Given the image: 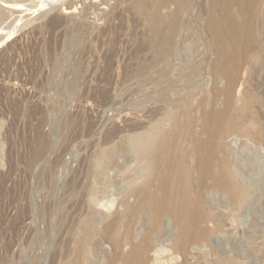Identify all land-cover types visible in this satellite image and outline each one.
I'll return each mask as SVG.
<instances>
[{
	"label": "rangeland",
	"instance_id": "374dc122",
	"mask_svg": "<svg viewBox=\"0 0 264 264\" xmlns=\"http://www.w3.org/2000/svg\"><path fill=\"white\" fill-rule=\"evenodd\" d=\"M42 1L0 0V264H67V258L81 249L85 227L102 235L95 234L79 264L111 263L114 241L123 235L121 238L133 235L135 241L129 238L122 253L129 252L133 243L140 244L153 227L154 211L144 208L136 222L127 219L128 208L140 205L144 193L154 190L143 188L145 178L153 176L143 168L147 154L156 149L148 143L152 138L158 140L157 130L168 131L171 138L185 134L187 126L172 128L180 112L189 109L201 125L203 112L226 108L228 99L223 94L228 79L214 73L216 63L234 66L232 103L239 125L217 139L227 155L224 164L230 182L213 187L211 175H207L206 189L197 184L196 175L191 182L194 197L201 198L210 211L211 219L204 225L212 234L208 240L192 244L188 263L264 264V0L256 8L228 7L240 28L251 29L252 39L244 54L229 60L221 58L228 40L210 24L211 19L222 16V6L214 9L210 0H187L189 10L184 18L191 14L185 21L193 29L188 25L187 32L181 33L183 39L178 38L179 54L169 63L174 70L170 76L178 78L179 88H167L166 93L156 89L157 73L148 79L136 68L152 49V26L145 15L157 11L166 20L174 5L167 9L157 6L162 0H146V8L140 11L139 0H58L52 7L46 6L50 0ZM80 27L84 31L78 38H82L73 46L72 35ZM80 65L82 79L71 94L67 87L74 79L73 69ZM188 69L194 70L192 84L182 79ZM163 84L161 87L167 86ZM166 98L168 106L163 102ZM110 135L112 140L106 143ZM191 138L184 141L186 151L194 147ZM107 153L113 157L109 169L104 162ZM161 160L167 162L160 159V165ZM194 160L189 159L190 166ZM233 186L237 195L232 194ZM140 188L143 193L134 196V189ZM154 193L161 196L157 189ZM168 216L153 245L168 249L161 264H182L185 257L174 249L179 227ZM117 221L114 229L111 225ZM173 255L176 262L170 260Z\"/></svg>",
	"mask_w": 264,
	"mask_h": 264
},
{
	"label": "bare ground",
	"instance_id": "6f19581e",
	"mask_svg": "<svg viewBox=\"0 0 264 264\" xmlns=\"http://www.w3.org/2000/svg\"><path fill=\"white\" fill-rule=\"evenodd\" d=\"M55 1H58V0H50L48 2L45 1V2H47L46 6H51V4H54L53 2H55ZM259 1L260 0H210V4H211V6L214 9H217L219 7V5H221L222 8H223L222 16L218 17V18L216 17L215 19H211V21H210L211 26L212 25L216 26V30L219 31V33H217V34H219V35L222 34V37H225L228 40L227 46L225 47V49L221 53V58L222 59L224 58V59L229 60L228 58H233L234 59L235 56L239 57L240 55L244 54L245 51L252 45V39H250L251 29L249 30V27H247L245 29L244 28H240V26L238 25L239 23L237 24V22L235 21L236 18L235 19L233 18L235 16L232 15L233 13L231 14V10L228 7L236 4L237 6H239L240 10H242L246 5H252V6H254L256 8V6H257ZM146 2H147L146 0H139L137 5H136L138 10L143 11V8H146ZM158 3L159 4H157V6H161L162 8L166 7L167 9L169 7H171V5H174L175 9L173 8L174 10H172V12H171V9H170V13L167 15L166 20H164L165 17H162L157 11H153V12L148 13L147 15H145L146 21H148L149 24H151V26H152L151 30H150V42H151V45H152V49L149 52H147V54L146 53L144 54V56H143V59H144L143 61L144 62L142 63V61H140L141 65L138 64L139 66H137L136 69H138L137 71L139 72V74L141 73V76L146 77L148 79H151L152 75L154 73H157V75H159V78L156 80V82H155L156 84L154 83L156 85V87H157L156 89L159 88L157 91H159V92L162 91V93H164V92L166 93L167 88L168 89H173L174 87H176L178 85V83L176 81L178 78L176 80H174V78H176V77L173 76L174 78L172 79L171 76H170V74H172L174 70H173V65L171 64L172 65L171 66L170 63H169V60L173 59L174 56L176 57L177 54L176 55H174V54L176 52L178 53V51H179V50H177V41H178V38L181 36V33L182 32H187L189 27H191L189 24H188L189 25V27H188V25H187V23L185 21L187 18H189V16L191 14L189 13L188 14L189 16L186 19L184 18V15L189 10V5H188L187 0H162L161 3L160 2H158ZM223 5L227 6L228 11L226 10V8H225V11H224V7L225 6L223 7ZM190 8H192V7L190 6ZM190 12H191V10H190ZM190 20L191 19H189V22H190ZM80 28L78 30H76V31L74 30V33L72 35L73 37H72V40H71L70 43L73 46H75L77 44V42L79 41L78 39L82 38V37L78 38V36L82 35V33H83L82 31H84L83 27H80ZM12 32H14V31H12ZM86 32H88V31H86ZM190 32L191 31H189L188 33H190ZM79 33H81V34L79 35ZM14 34H15V32H14ZM87 34H89V33H87ZM183 34L184 33H182V35ZM12 36H14V35H12ZM182 37H180V38L183 39ZM187 38H189V36H186L185 40H187ZM8 39H10V38H8ZM11 40H12V38H11ZM180 41L182 42V40H180ZM80 42H81V40H80ZM148 55H150V58L147 57ZM187 58H188V56H187ZM185 59H184V61H185ZM149 60H150V64L148 63ZM184 61H183V63H184ZM164 63H167V65H163V67L160 68V66H162L161 64H164ZM151 64L155 65L154 68L149 66ZM179 65H181V64H179ZM214 65H215L214 66V73H216V75H218L219 77L223 76V77L228 79V87L226 88L225 93L222 92V91H221L222 93H220V95H222L224 93L223 95L225 96V94H226V96H227L226 99H228V100H227V103H226L227 104L226 108L223 111H219V110L215 111L214 110L213 112H209V113L203 112V114H205V115L204 116L202 115L203 117L201 116L202 118H204V121L201 123V125H200V121H199V123L197 121V123L199 125L196 123L195 119H193V116H192L193 114H192V112L189 111V109L185 110L183 112H180L178 114V116L176 117V120L173 122L172 128L177 127V129H178L179 125L187 126L189 129L186 130L187 132L186 133L184 132L185 134H183L182 136L178 135L179 137L176 136V138H175V136H174V138H171L170 135L168 134V131H159V130H157V132H155L154 135L156 137H159V138H157L158 140L156 141V139L154 140V138H152V140L148 143V145H149V147L156 148V149H155L154 152L152 151L151 153H148L149 149L147 150L148 154H147V158H145V159H147V161H146L147 162V166L144 165V167H143V168L146 167V169H148L150 171V173L153 172L152 173L153 176H149V177L145 178L146 182H145V184L143 183L144 184L143 188L145 187L146 188L145 190H148V189L152 190V188L154 190L157 189L158 191L161 192V196L159 195L160 197H158V196L156 197V196H154V195H156L154 193V190H153V192L148 190L149 192L147 191V192L144 193L145 195H143V199L141 198L142 199L141 200V204L139 203V200H136L140 205L135 204V205H138L136 207L134 204H132L135 207L134 206H131L133 208H128L127 207L128 209L131 210L130 213L128 212L130 214V219H127V220L134 219V221L136 220L135 219V217H137L136 215L139 214V212L142 211L144 208L146 210H148L147 208H149V210L152 209V211H154V212L151 211L153 213V218L155 217L154 221L152 220V222H154L153 227H152L151 230H149L146 233V235L143 238H141L140 244L133 243L132 248H131V246H128V248H130V249H128V251L129 250L130 251L129 252L126 251V253L125 252L122 253V251H121L122 245L124 243H127L126 242L127 240L131 239L130 241H132V238H133L132 236L133 235L131 237L128 235L125 238H121V237L124 236L123 235L124 233L122 231V233H123L122 235L123 236L117 237L115 239V241H114V246L112 247V249L115 248V250H114L115 253H113L114 256L111 259L112 261L110 260L111 263H109V264H116V263H121V264L122 263L123 264H161V263H163V260H164L163 259V255L166 252V250H168V249L156 248L154 246L155 244L153 245V238L155 237L156 234H158L161 231V229H162V220H163V218L165 216H168V215L171 218L174 219V221H175L174 223L177 225V227H179L178 229L180 231V234L176 238V243H175V248L174 249L179 253V255L181 254L182 257L183 256L185 257V258H183V259H185V262H183L182 264H189L188 263V261H189L188 257H189L190 253L193 250V248H191L192 244L194 245V243H196V242H199V241L201 242V241H204V240H208V238L211 236V234H212L211 229H209V227L204 225L205 222H207V221H209L211 219L210 218V214H209L210 211H208L207 210L208 208L206 209L205 206L203 205V202H201L199 200L201 198L197 199V198L194 197L195 187H194V189L192 188L193 185H192L191 182H192V180L194 181V175L198 176L200 182H198L197 184L200 183V185L203 188L206 187V184L208 182L207 179H206L207 175L208 176L211 175L210 176L211 177L210 180H211V184L213 183L212 186L213 185H222L223 183L228 184L227 182H230L231 178L228 176V174L226 172L228 170V168L224 164L225 163L224 162L225 155H226L225 154V149L222 146L219 145L221 143H219L217 141V139L218 138L221 139L222 135L225 132H227L230 129L234 128L235 126L239 125L238 121L234 117V110H233V103H232L233 102L232 101L233 90H234V87H235L236 76H237L236 73H234L235 72L234 66H230L229 65L227 67H225V66L222 67L220 63H216ZM186 68H189V67L186 66ZM193 68H191V69H193ZM81 70H82L81 69V65L80 66H76V68L73 69L74 79L68 84V87H67L71 94L74 93V91L77 88V85L80 83V81L82 79ZM178 71H179V69H178ZM180 71H181V68H180ZM182 74H183L182 75V79H186L185 80L186 82H189L191 79L192 80L194 79V77L191 78L192 75L194 74V70H189L188 69V71H184ZM176 76L180 77V75H178V74ZM218 76H217V78H218ZM170 78H171V80H174V81H169ZM192 80L190 81L191 82L190 84L194 83V82H192ZM181 81H179V83ZM163 82H166V84H167L166 87L165 86L161 87L162 85H164ZM185 85H187V84H185ZM177 88H179V87L177 86ZM186 88H185V90H186ZM188 88H189V86H188ZM182 89H183V86H182ZM179 91H181V90H179ZM163 100H165V96H163ZM167 100H169V98H166V101H163V102L167 103ZM179 100L180 99H178V101ZM172 104L173 103H170L169 105L171 106ZM167 106H168V103H167ZM174 111H175V109H174ZM168 113H170V112H168ZM181 126H180V128H181ZM196 127L200 128V129H198V130H200L199 131L200 134H204V136L207 135L208 138H206V139L201 138L199 132L196 131L197 130ZM183 128H184V130L187 129L185 127H183ZM243 128H245V127H243ZM246 129H247V127H246ZM128 130H130V129H128ZM116 131H118V130H116ZM238 131L240 132V130H238ZM192 136H193V138H191ZM223 136H225V135H223ZM187 137H190L191 139H194V144H193L194 147H193V149L191 151H186V150L183 149L184 148L183 147L184 146V141H185V139ZM65 139H67V137ZM110 139L112 140L111 135H110L109 138L107 137V142L106 143H108L110 141ZM154 141H156V142H154ZM66 143L69 144V142H66ZM224 143H226V142H224ZM102 146H103V144H102ZM102 149H105V148H102ZM67 150H68V148H67ZM64 151H66V150H64ZM138 152H139V150H138ZM74 155H78V154H74ZM103 156L104 155H101V157H103ZM90 157H91V155H90ZM71 158H72V156H71ZM112 158L113 157H112V155L110 153H107L105 155L104 162L106 163V169H109V166L111 167V164L113 166ZM164 158L167 159V162L165 160L164 161L165 163H164L161 160L163 163H162V165H160V159H164ZM191 158H195L196 161L194 160L195 164L190 166L188 161ZM145 159H144V161H145ZM101 162H102V160H101ZM146 162H143V163L145 164ZM87 164H88V169H89L88 171H90L91 168H92L91 167V164H92L91 158H90V160L88 159ZM70 168H71V166H70ZM83 168L84 167L82 166L81 170H83ZM177 173L179 174V176H177V180H175L176 178H174V175L176 176ZM229 173H230V171H229ZM198 178H196L197 181H199ZM76 183H75V185L78 186V184H76ZM226 184H224V185H226ZM140 186H142V185H140ZM94 187H96V186H94ZM197 187L199 189H201L199 186H197ZM232 188H233L232 189V194L237 195V190H238L237 187L233 186ZM74 189H75V187H74ZM141 189L142 188H140L139 190L137 189L136 191L134 189V192L132 191L134 196L138 195L139 191H140V195H141V193H143V192H141ZM198 192L201 193L200 190ZM133 194H131V195H133ZM131 195H129V196H131ZM200 197H202V196H200ZM202 201H203V199H202ZM154 213H155V216H154ZM128 216H127V218H128ZM138 217L140 218L139 215H138ZM118 218L120 219V217H118ZM118 218L116 220H119ZM124 218H126L125 215H124ZM126 221H125V223H126ZM121 222H124V220L123 221L121 220ZM131 223H132V225L134 224V222H132V221H131ZM122 224H124V223H122ZM126 224L128 225V223H126ZM126 224H125L126 228L131 225L130 224V225L126 226ZM109 226L110 225L107 226V229H108ZM111 227H113L114 229H117L118 228V221L112 223ZM125 227H124V229H125ZM85 228L86 229H84L83 237H82V240L80 242L81 243V246H80L81 249L78 250L79 252L77 253V255L73 256L72 258H69V257L67 258V259H69V262L67 264H79V263H82L81 259H84V257H82L83 252L85 251V249H87V247H89V245H90L93 237L95 236V234H98V233L100 234L101 233L100 231H98V230L96 231L94 229H90L89 227H85ZM130 228H132V226L129 227V229ZM133 228L135 229V225H134ZM110 232H112V230ZM166 232H167V230H166ZM116 233H117V231H116ZM45 234H46V232H45ZM132 234H133V232H132ZM101 235H102V233H101ZM109 240H110V238H109ZM42 241H43V239H42ZM134 241H132V242H134ZM132 242H131V244H132ZM41 245H43V244H41ZM45 246H46V244H45ZM29 247L30 246H28V248ZM63 249H65V248H63ZM47 252H48V250H47ZM178 253H176V254H178ZM58 254H59V252H58ZM65 254H67V256H68L69 253H65ZM175 258H176V256L173 255L172 258L171 259L169 258V259L171 260V262H176ZM40 260H41V258H40ZM39 262L40 261L38 260V263ZM222 264H235V263H233V262H224Z\"/></svg>",
	"mask_w": 264,
	"mask_h": 264
}]
</instances>
